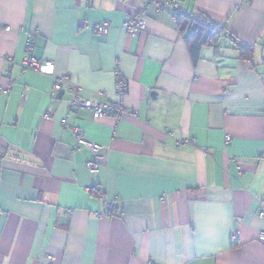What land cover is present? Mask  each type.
I'll list each match as a JSON object with an SVG mask.
<instances>
[{
	"label": "crops",
	"instance_id": "0c3cea01",
	"mask_svg": "<svg viewBox=\"0 0 264 264\" xmlns=\"http://www.w3.org/2000/svg\"><path fill=\"white\" fill-rule=\"evenodd\" d=\"M142 7L0 0L10 29L0 32V86L13 80L0 94V264H264V0H180L224 29L196 61L170 12L149 10L146 29L127 34ZM103 22L109 33H94ZM20 28H38L34 55L52 75L21 70ZM231 34L253 49L252 64ZM116 69L128 112L117 125L69 110L75 93L112 100ZM54 77L68 78L59 91ZM66 117L104 157L76 150ZM105 203L115 215L101 213Z\"/></svg>",
	"mask_w": 264,
	"mask_h": 264
},
{
	"label": "built area",
	"instance_id": "2783aa9c",
	"mask_svg": "<svg viewBox=\"0 0 264 264\" xmlns=\"http://www.w3.org/2000/svg\"><path fill=\"white\" fill-rule=\"evenodd\" d=\"M156 10L158 12H170L172 15L181 9L180 0H143V7L140 10L139 14L122 24V28L125 32L131 36H136L139 32L144 31L147 26V17L149 10ZM173 20L175 21V16L173 15ZM112 28L111 23L103 22L93 25L92 31L96 34L107 35ZM6 30L9 31L8 27H0V32ZM19 32L24 33L25 35V56L21 60L20 68L23 72L33 71L40 74H53V63L49 60H44L37 58L34 55L35 42L39 35L38 28L34 30H26L25 28H20ZM55 82L53 89L59 91L61 89V83L63 80H67V77L63 79L54 77ZM13 80H9V84L6 86H0V94H7L12 88ZM126 80L122 73L116 69L114 71V98L107 102L106 104H97L90 100L83 99L79 97L76 93L73 95L69 101L68 108L70 111L73 109H86L92 112L94 119H99L104 116H111L114 119L115 125H117L120 119L127 115L128 112L124 108L123 99L126 94ZM51 109H48L50 112ZM130 116L137 118V112H130ZM46 118H49V114L45 115ZM60 123L63 127L69 129L74 134L75 146L77 151H84L92 155L96 159H101L107 153V148L89 141L84 134L78 130L75 126L69 123L68 118H63L60 120ZM230 141V136H225V142ZM183 142L177 143L178 146H181ZM85 166L90 174H95L98 172V163L94 160H88L85 163ZM101 193H98V198H101ZM116 208L112 203H105L102 208V214L106 215L108 212H115ZM259 216H264V204L261 205ZM235 237V234L232 235ZM259 239L264 240V231H260L258 234ZM48 260L52 259V256H47Z\"/></svg>",
	"mask_w": 264,
	"mask_h": 264
},
{
	"label": "trees",
	"instance_id": "16d2710c",
	"mask_svg": "<svg viewBox=\"0 0 264 264\" xmlns=\"http://www.w3.org/2000/svg\"><path fill=\"white\" fill-rule=\"evenodd\" d=\"M175 23L180 30L185 28L189 29V35L186 37L185 42L192 59L196 61L200 49L209 44L216 43V41L224 34V29L216 24L211 23L207 17L202 14H188L180 9L175 14ZM230 40L236 44L239 51V59L253 63V49L239 43L231 34ZM99 191L91 190L89 195L98 198ZM115 212H108L107 217H111Z\"/></svg>",
	"mask_w": 264,
	"mask_h": 264
}]
</instances>
